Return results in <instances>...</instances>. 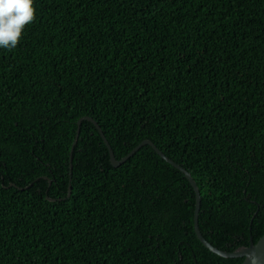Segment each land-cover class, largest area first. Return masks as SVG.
Masks as SVG:
<instances>
[{"label":"trees","instance_id":"obj_1","mask_svg":"<svg viewBox=\"0 0 264 264\" xmlns=\"http://www.w3.org/2000/svg\"><path fill=\"white\" fill-rule=\"evenodd\" d=\"M0 49V264H240L264 235V0H35ZM72 156V169L69 167ZM71 173V174H70ZM71 191L68 195V186ZM52 198L54 200H50Z\"/></svg>","mask_w":264,"mask_h":264},{"label":"water","instance_id":"obj_2","mask_svg":"<svg viewBox=\"0 0 264 264\" xmlns=\"http://www.w3.org/2000/svg\"><path fill=\"white\" fill-rule=\"evenodd\" d=\"M83 119H87L89 121H91L93 123V125L95 126V128L97 129L102 141L104 142L105 146L107 147V151L109 154V159L111 164L116 167L121 165L123 162H125L130 156H132L141 146L143 145H149L161 158H163L167 163L171 164L172 166H174L175 168H177L179 171H181L184 176L186 177V179L188 180V182L190 183L191 187L194 190L195 193V204H194V212H193V228L195 231V234L197 236V238L199 239V241L206 247L208 248L210 251L220 255L221 257H226V258H242V262L240 264H264V235L261 236L256 243H253L252 239H250L249 241V245L248 246H241L238 247L237 249H235L234 251H224V250H220L216 247H214L213 245H211L200 233L199 227H198V212H199V208H200V202H201V198H200V193L199 190L194 182V180L192 179L191 175L186 171V169H184L182 166H180L179 164L175 163L173 160H171L170 158H168L165 154H163V152L161 150H159L154 144L153 142H151L150 140H144L142 142H140L137 146H135L127 155H125L124 157H122L121 159L117 160L115 158V155L111 149V146L109 145L105 135L103 134L101 128L98 126V124L90 117H82L77 121V128H76V135H75V139L73 141L72 147L71 149L73 150L74 145L77 142V137L80 131V125H81V121ZM72 156L70 157V163H69V167L70 169H72ZM71 174V173H70ZM71 191V186H68V195ZM50 200H54L52 198H48Z\"/></svg>","mask_w":264,"mask_h":264},{"label":"clouds","instance_id":"obj_3","mask_svg":"<svg viewBox=\"0 0 264 264\" xmlns=\"http://www.w3.org/2000/svg\"><path fill=\"white\" fill-rule=\"evenodd\" d=\"M35 20V0H0V49H15Z\"/></svg>","mask_w":264,"mask_h":264}]
</instances>
